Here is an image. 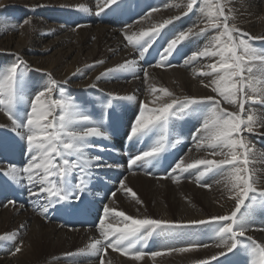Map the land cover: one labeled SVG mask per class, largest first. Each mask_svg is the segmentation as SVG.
Returning <instances> with one entry per match:
<instances>
[{
  "label": "bare ground",
  "instance_id": "6f19581e",
  "mask_svg": "<svg viewBox=\"0 0 264 264\" xmlns=\"http://www.w3.org/2000/svg\"><path fill=\"white\" fill-rule=\"evenodd\" d=\"M134 1L137 7H131ZM163 1H158L161 5L159 9L143 13V0H119L118 7L113 5L111 10L105 9L97 15L98 0H0V68H6L18 60L24 62L26 108L34 93L55 79L65 99L74 100L94 120L102 121L104 129L109 132L107 140L94 141L98 147L91 150V155H101L108 164L120 166L93 170V177L86 186L88 192L85 191L79 197L83 206L78 215H66L65 208H60L57 203L49 207L45 214L40 207L43 198L30 196L26 182H9L8 177L0 174V236L7 234L13 237L0 239V264H101V259L104 264H195L222 251L216 246L219 243L215 238L216 227L209 230L203 224L175 228L170 232L157 230L151 237L152 242L150 238L144 245V250L149 253L168 247H185L189 243L202 242L208 245L194 251L165 252L159 257L146 255L140 261L113 249H108L102 257L79 251L92 240L100 238L97 224L102 218L104 206L122 210L134 217H145L151 211L158 213L160 219L183 224L228 215L235 207L223 178L210 180L208 175L197 182L198 173L192 171L180 176L179 182L172 178L176 174L171 169L181 157L186 163L197 159L223 158L212 156L211 150L197 148L192 139L204 109H197L183 117L182 124L177 120L170 123L169 142L175 143L179 139L181 143L168 147L159 158L148 159L133 166L132 171H127L125 154L133 157L147 151L160 134H150L140 141L128 140L129 145L126 146L130 127L143 104L158 107L161 102L168 101L169 98L160 89L166 88L177 97L216 95L210 87L204 86L210 78H203L202 84L201 77L197 75L201 68L207 71L205 65L211 60L183 64L186 56L202 48L214 32L207 36H193L179 44L172 56L167 58L171 67L162 63L161 53L145 54L140 59V49L127 41L126 33L132 35L150 31L164 25L166 20L170 23L164 25L160 32L165 31L167 43L181 30L193 25L205 26L198 10L187 12V0ZM226 3L235 17L230 23H235L251 36L264 37V0H226ZM14 4L18 6L14 7ZM79 5L91 11H74ZM120 6L126 9V13L117 22L115 18ZM113 10L116 11V17L112 15ZM137 11L141 18L128 23L131 25L128 27L126 22ZM26 18L31 19V24L17 30L16 26ZM255 44L257 48H264L262 39L255 40ZM130 60L137 62L133 71H116L97 80L107 69L116 68ZM101 61L103 63H99ZM145 70L148 72L147 79ZM152 88L156 91H150ZM128 96H134L135 99H116ZM52 98H61L59 91H55ZM221 107L229 111L237 110L222 100ZM245 114H253L264 122V105L245 104ZM0 128L12 129L11 121L3 109H0ZM244 138L252 149L248 167L255 173L258 186H264V127L257 124L256 131L245 132ZM99 146L105 150L101 152ZM164 160L168 162L165 168L162 166ZM26 162L25 144L19 136L16 140L12 139L11 145L9 138L0 134V169H6L9 164L22 167ZM186 176L192 182L183 181L187 179ZM103 177H107L105 182ZM121 180L137 194L136 198L121 188ZM217 180L221 183L217 184ZM201 183L211 187H201ZM138 194H146V197L140 198ZM147 194L150 198H147ZM137 199L142 203H138ZM9 201H15V204H9ZM249 218L251 229L246 235L264 243V208L254 207ZM114 222L112 216L106 219V223ZM16 247H20V252H15ZM211 264H250V257L244 251L226 252Z\"/></svg>",
  "mask_w": 264,
  "mask_h": 264
},
{
  "label": "snow or ice",
  "instance_id": "6c2138e0",
  "mask_svg": "<svg viewBox=\"0 0 264 264\" xmlns=\"http://www.w3.org/2000/svg\"><path fill=\"white\" fill-rule=\"evenodd\" d=\"M202 3L203 6L201 0H187L185 7L187 12L198 10L205 26L193 25L181 30L164 47L161 61L171 67L167 58L177 50L179 44L193 36H207L210 32H214L215 34L208 38V42L202 48L186 56L183 64L189 65L203 59L211 60V63L205 65L207 71L201 68L197 75L201 77L202 84H204L203 78H210L209 83L204 86L210 87L216 95L199 98L177 97L166 88L160 89L169 98L168 101L161 102L158 107L143 104L142 110L130 127L127 139L140 141L150 134L156 132L160 134L147 151L133 156L128 163L129 167H132L148 159H157L168 147H175L176 144L181 143L179 139L175 143L169 142L170 123L174 119L191 115L197 109H204L200 114L199 126L192 133V139L197 148L211 150L212 156H223V158L197 159L186 163L181 157L171 169L172 173L176 174L172 178L179 182L180 176L193 170L198 173L197 182L202 181L209 174L221 175L225 187L231 193V199L235 202V207L228 215L213 216L207 221L193 220L183 224L147 216L134 217L122 210L104 206L102 218L97 224L100 238L92 240L85 248L79 250L80 253L87 252L102 257L108 249H113L140 261L146 255L159 257L165 252L194 251L201 247L206 248L208 245L202 242L189 243L185 247H168L150 253L144 250V245L157 230L170 232L175 228L208 223L215 225L217 229L215 238L219 240L216 246L222 251L217 255L198 260L195 264H211L218 256L234 251H244L250 257V264H264V243H259L246 235L250 230V212L256 206L264 208V186H258L255 173L248 167L250 163L248 157L252 149L244 138L245 132L256 131L257 124L264 127V122L259 121L253 114H245V104L264 105V48H257L252 43L257 39L264 40V37L251 36L235 23H230L235 17L227 8L226 0H202ZM113 5L118 7L119 0H98L96 14L99 15L105 9L111 10ZM78 10L91 11L84 5H79ZM168 23L170 21H164V25ZM30 24L31 19L26 18L16 27L18 30ZM164 25L139 34H125L127 41L140 49V59L145 57ZM136 63L130 60L116 68L107 69L97 77V80L116 71H133ZM24 75V62L20 60L6 68H0V97H2L0 109H3L10 119L11 130L24 142L27 155V162L22 167L9 164L6 169H0V174L17 184L26 182L29 185L30 196L43 198L40 207L47 214L48 208L54 203L67 201L70 198L79 199L91 180L94 169L120 166L108 164L101 155H91V150L98 147L94 141L107 140L109 132L104 129L102 121L94 120L71 98L65 99L63 90L59 88V82L55 79L34 93L28 102L27 110L21 112L20 107L25 101ZM144 75L147 79V70L144 71ZM55 91H59L61 98H52ZM150 91L155 92L156 89L152 88ZM116 99L134 100L135 97H116ZM221 100L236 107L237 110L229 111L221 107ZM99 150L103 152L105 149L99 146ZM216 183L219 184L221 181L217 180ZM120 186L132 197H137L123 180L120 181ZM200 186L211 187L207 183H201ZM137 202L142 203L138 199ZM8 203L15 204V201ZM109 216L113 217L114 223H106ZM12 238L7 235L0 236L2 240ZM20 250V247L15 248V252ZM101 264H104L103 259Z\"/></svg>",
  "mask_w": 264,
  "mask_h": 264
},
{
  "label": "rangeland",
  "instance_id": "374dc122",
  "mask_svg": "<svg viewBox=\"0 0 264 264\" xmlns=\"http://www.w3.org/2000/svg\"><path fill=\"white\" fill-rule=\"evenodd\" d=\"M201 2H202V0H201ZM16 5L17 4H14V7H16ZM18 6V5H17ZM24 7H22V9H23ZM17 10V9H16ZM73 26H75V24H73ZM74 28V27H73ZM75 30H77L76 28H74ZM252 43L254 44V46H256V44H255V41H252ZM257 47V46H256ZM0 98H2V97H0ZM27 110V108H26V106L23 104V106L22 107H20V111L21 112H23V111H26ZM182 119L183 118H180V119H177V121L179 122V124H182L181 122H182ZM187 119V118H186ZM178 124V125H179ZM0 134H2V135H5V136H7L8 138H9V140L11 141V145H12V139H10V137L12 136V135H14V134H16V133H14V132H12V130L11 129H8V128H0ZM11 135V136H10ZM187 143H188V141H187ZM189 145V144H188ZM190 147V146H189ZM187 150H188V147H187V149L184 151V153H186L187 152ZM249 158V157H248ZM255 161V160H254ZM192 172H195V171H192ZM206 176H208V175H206ZM185 178H187V179H184L183 180V178H182V180L183 181H185V182H188L189 183V181H190V177L188 176H186ZM209 178H210V180H212V179H218V178H223L221 175H211V174H209ZM190 182H192V180L190 181ZM138 196L140 197V198H143V197H146V194L143 196V195H140V194H138ZM147 198H150V196L147 194ZM152 201H151V205H152ZM198 203H200V201L198 202ZM197 203V204H198ZM173 210H175V209H173ZM204 210V209H203ZM153 211V210H152ZM35 213H39V212H35ZM147 217H151V218H154V219H157V218H161L159 215H158V213L156 214V213H153V212H151V211H148L147 213ZM43 218H45L46 219V216H43ZM208 219H205V221H207ZM175 222V221H174ZM177 222V221H176ZM181 223V222H180ZM204 225V227H206V228H212V227H215V225L214 224H208V223H205V224H203ZM210 225V226H209ZM197 227V226H196ZM183 228V227H182ZM209 229V230H210ZM250 229H251V227H250ZM194 232L196 233V230H194ZM211 233H212V231H211ZM4 235H7V234H4ZM182 241L184 242V239H182ZM161 250H163V249H161Z\"/></svg>",
  "mask_w": 264,
  "mask_h": 264
}]
</instances>
